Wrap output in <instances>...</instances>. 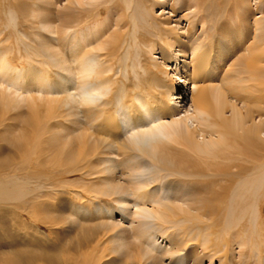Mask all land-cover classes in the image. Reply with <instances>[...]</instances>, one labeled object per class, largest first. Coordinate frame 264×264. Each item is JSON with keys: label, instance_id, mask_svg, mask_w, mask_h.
<instances>
[{"label": "bare ground", "instance_id": "1", "mask_svg": "<svg viewBox=\"0 0 264 264\" xmlns=\"http://www.w3.org/2000/svg\"><path fill=\"white\" fill-rule=\"evenodd\" d=\"M12 207L73 235L0 264H264V0H0Z\"/></svg>", "mask_w": 264, "mask_h": 264}, {"label": "rangeland", "instance_id": "2", "mask_svg": "<svg viewBox=\"0 0 264 264\" xmlns=\"http://www.w3.org/2000/svg\"><path fill=\"white\" fill-rule=\"evenodd\" d=\"M168 10H165L164 12H167ZM155 12V11H154ZM181 12V11H180ZM177 13V10L175 11L176 16H172L173 19L177 18V15L180 13ZM159 13V9H156L155 14ZM168 13H165L164 15L158 14V17L163 19L165 16H167ZM174 24L173 22L170 23V25ZM181 26H185L184 28L187 29V23L185 24L184 20H181L179 22ZM180 27V26H179ZM193 28V27H192ZM200 31V24L197 23L194 25V29L191 31H188L190 35H195ZM194 33V34H193ZM151 56H155V60L160 63L153 62L152 64L156 66L157 71H162V74L159 75L163 82L166 84H169V77L172 74L173 76H181L179 71L175 70L173 67L175 62L172 60L171 55L166 56L165 58H161L160 50L157 49L154 53L151 54ZM157 57V58H156ZM180 60L182 57H178ZM229 57L225 54L220 55V65H215L212 62L211 66H208L205 69H200L207 72H214L215 70H219L218 67H224L226 63L229 61ZM167 67V68H166ZM166 68L164 71L163 69ZM213 68V69H212ZM218 74V73H217ZM219 75V74H218ZM166 76V77H165ZM173 89H182L184 90V95H189L188 84L183 85L182 82L173 80L170 82ZM186 86V87H185ZM85 211H93V206H88L87 208L83 206L80 210ZM50 214V218L53 215L57 214L56 210H33L30 209L29 211L18 208V207H12L10 211L6 214L1 216L0 215V254H12V253H20L25 252H35L40 253L42 250H58L61 246H67L69 243L68 237L72 236L73 233H68L66 230L68 229L65 225L62 226H50L48 223H45V215ZM92 215L90 216V218ZM119 217L117 215L114 216ZM59 245V247H58ZM114 245V244H112ZM47 253L52 254L51 251H48ZM191 254V251H189ZM114 258L111 257L109 259H103L101 264H108L111 262ZM23 260H26L25 257H23ZM203 264H207V261H204ZM213 264H218L217 261H215Z\"/></svg>", "mask_w": 264, "mask_h": 264}]
</instances>
